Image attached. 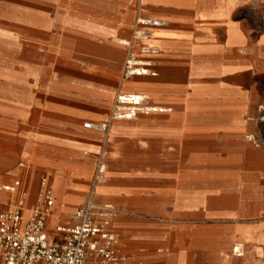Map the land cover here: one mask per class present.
<instances>
[{
    "label": "crops",
    "instance_id": "obj_1",
    "mask_svg": "<svg viewBox=\"0 0 264 264\" xmlns=\"http://www.w3.org/2000/svg\"><path fill=\"white\" fill-rule=\"evenodd\" d=\"M243 1L0 0V213L22 195L26 216L47 176L49 240L92 191L119 208L122 264H264V144L243 138L259 129L264 0H248L257 35L232 17ZM137 16L163 21L139 55L156 74L124 80ZM127 92L169 111L82 126Z\"/></svg>",
    "mask_w": 264,
    "mask_h": 264
},
{
    "label": "built area",
    "instance_id": "obj_2",
    "mask_svg": "<svg viewBox=\"0 0 264 264\" xmlns=\"http://www.w3.org/2000/svg\"><path fill=\"white\" fill-rule=\"evenodd\" d=\"M161 26V20L136 17L130 39L122 42L127 48L122 79L156 74L150 69V62L139 55L158 52L157 47L146 42L151 39L152 30ZM149 101V96L144 93H118L107 121L85 122L82 126L106 135L112 120L133 119L138 113L169 111ZM103 168L102 164L98 165L95 181L102 179ZM47 180V176L40 178L35 203L26 216L22 195L9 211L0 213V264H122L125 258L117 252L118 237L110 230L119 208L111 203H94L92 191L83 205L55 226V231L63 235L62 240L48 239L44 227L51 213L53 194ZM16 186L17 181L4 189L14 190ZM233 251L238 249L233 247Z\"/></svg>",
    "mask_w": 264,
    "mask_h": 264
},
{
    "label": "rangeland",
    "instance_id": "obj_3",
    "mask_svg": "<svg viewBox=\"0 0 264 264\" xmlns=\"http://www.w3.org/2000/svg\"><path fill=\"white\" fill-rule=\"evenodd\" d=\"M257 16L262 17L261 9L260 8L256 9L254 2L245 0L243 1L241 11L232 17L234 19L243 20L244 24H246V28L252 29L251 32L257 35L260 32V28H258L259 26L257 22H255ZM258 99H259V103L256 108L258 112L256 116H253L252 114H250V116L254 117L250 120H252L255 123V125L258 126L259 128L257 131L258 133L256 136L257 138H255V136H253V134L251 133H246L243 136V138H245V140H248L251 143L256 142V144L261 145V144H264V91L259 92Z\"/></svg>",
    "mask_w": 264,
    "mask_h": 264
},
{
    "label": "bare ground",
    "instance_id": "obj_4",
    "mask_svg": "<svg viewBox=\"0 0 264 264\" xmlns=\"http://www.w3.org/2000/svg\"><path fill=\"white\" fill-rule=\"evenodd\" d=\"M255 32V31H254ZM245 37V36H244ZM211 47V46H210ZM206 49V48H205ZM206 52V51H205ZM207 53V52H206ZM208 54V53H207ZM217 58V57H216ZM219 60V59H218Z\"/></svg>",
    "mask_w": 264,
    "mask_h": 264
}]
</instances>
